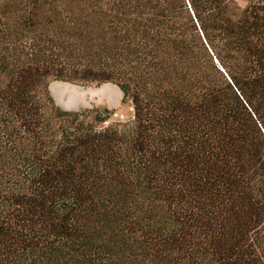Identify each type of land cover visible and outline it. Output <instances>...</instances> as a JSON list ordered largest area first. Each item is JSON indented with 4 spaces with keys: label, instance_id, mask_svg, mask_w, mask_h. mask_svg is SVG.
<instances>
[{
    "label": "trees",
    "instance_id": "16d2710c",
    "mask_svg": "<svg viewBox=\"0 0 264 264\" xmlns=\"http://www.w3.org/2000/svg\"><path fill=\"white\" fill-rule=\"evenodd\" d=\"M0 264H264V0H0Z\"/></svg>",
    "mask_w": 264,
    "mask_h": 264
},
{
    "label": "rangeland",
    "instance_id": "374dc122",
    "mask_svg": "<svg viewBox=\"0 0 264 264\" xmlns=\"http://www.w3.org/2000/svg\"><path fill=\"white\" fill-rule=\"evenodd\" d=\"M251 0H235L243 8ZM50 92L56 105L67 111H78L91 108H107L112 110V119H126L132 114L128 102H122L121 91L112 84L99 87L80 86L65 82L53 81L50 83ZM123 116V117H121Z\"/></svg>",
    "mask_w": 264,
    "mask_h": 264
},
{
    "label": "crops",
    "instance_id": "0c3cea01",
    "mask_svg": "<svg viewBox=\"0 0 264 264\" xmlns=\"http://www.w3.org/2000/svg\"><path fill=\"white\" fill-rule=\"evenodd\" d=\"M49 87H50V85H49ZM50 90V89H49ZM50 94H51V92H50ZM121 117H123V116H121Z\"/></svg>",
    "mask_w": 264,
    "mask_h": 264
},
{
    "label": "water",
    "instance_id": "95a60500",
    "mask_svg": "<svg viewBox=\"0 0 264 264\" xmlns=\"http://www.w3.org/2000/svg\"><path fill=\"white\" fill-rule=\"evenodd\" d=\"M49 92H50V90H49Z\"/></svg>",
    "mask_w": 264,
    "mask_h": 264
}]
</instances>
